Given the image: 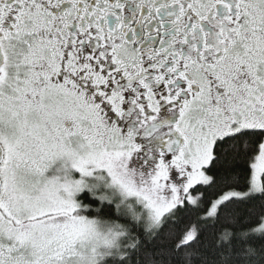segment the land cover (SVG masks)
Segmentation results:
<instances>
[{"label":"snow or ice","instance_id":"1","mask_svg":"<svg viewBox=\"0 0 264 264\" xmlns=\"http://www.w3.org/2000/svg\"><path fill=\"white\" fill-rule=\"evenodd\" d=\"M0 264H264V0H0Z\"/></svg>","mask_w":264,"mask_h":264}]
</instances>
